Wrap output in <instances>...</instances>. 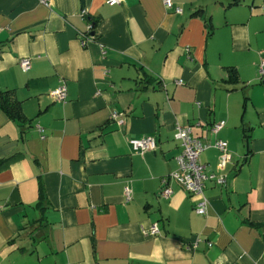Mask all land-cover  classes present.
I'll return each instance as SVG.
<instances>
[{"label":"crops","instance_id":"crops-1","mask_svg":"<svg viewBox=\"0 0 264 264\" xmlns=\"http://www.w3.org/2000/svg\"><path fill=\"white\" fill-rule=\"evenodd\" d=\"M231 2L0 0V88L25 116L0 109V264H264V0ZM177 124L227 143L222 169L200 154L226 176L205 183V215L177 184L161 195ZM145 135L156 148L138 154Z\"/></svg>","mask_w":264,"mask_h":264},{"label":"built area","instance_id":"built-area-1","mask_svg":"<svg viewBox=\"0 0 264 264\" xmlns=\"http://www.w3.org/2000/svg\"><path fill=\"white\" fill-rule=\"evenodd\" d=\"M42 3H48V0H40ZM121 0H107L109 4H119ZM166 9L172 8V0H162ZM176 13H180L179 8H175ZM84 13V11H82ZM93 31L91 24L87 26L85 32L89 33ZM79 38L83 43L92 40V35L80 34ZM19 66L23 71H27L30 66L29 58H22L19 61ZM259 77L264 79V57H262L259 64ZM56 100L64 101L66 97V88L64 82L60 84L50 92L49 94ZM118 114L113 113L111 118L116 120L117 124H122V120L118 119ZM224 126V121L214 123L210 130L213 133H217ZM173 137L179 143L180 152L175 157L177 168L173 172L169 173L162 178V191L161 195L164 198H168L173 194L172 184H177L183 190H185L191 197L195 199L193 205V211L196 214L205 215L208 205V200L204 196V187L207 181L213 182L217 185H223L226 181L224 174H216L208 172L205 166L200 161V154L207 148L213 147L219 151L218 167L222 169L226 162L230 159V154L227 149V143L223 140H215L213 143L203 142L199 138L193 137L191 127L189 125L181 126L176 125ZM129 144L133 151L138 154H143L146 151H151L156 148L155 138L151 135L141 136L139 138H133L129 140ZM123 196L125 201L131 199V191L128 187L124 188ZM156 224H152L147 229L149 235H156L158 233ZM208 246H212L211 242H208Z\"/></svg>","mask_w":264,"mask_h":264},{"label":"trees","instance_id":"trees-1","mask_svg":"<svg viewBox=\"0 0 264 264\" xmlns=\"http://www.w3.org/2000/svg\"><path fill=\"white\" fill-rule=\"evenodd\" d=\"M238 0H233L231 3H237ZM208 24V23H207ZM93 31L87 33L84 32L83 34L92 35L93 39H95L96 35L94 32L95 22L91 23ZM211 29V26L209 25ZM2 53V48L0 47V55ZM229 71V79L228 82L235 83L237 82V72L233 68H227ZM0 109L8 115L10 119L16 122H23L25 120V116L22 110L21 102L17 99L14 90H2L0 88ZM10 158L4 159L0 161V167L6 165ZM39 198H42V191L39 189Z\"/></svg>","mask_w":264,"mask_h":264}]
</instances>
